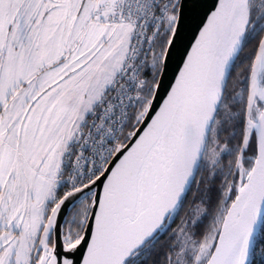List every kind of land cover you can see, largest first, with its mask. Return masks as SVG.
<instances>
[{
	"label": "water",
	"instance_id": "95a60500",
	"mask_svg": "<svg viewBox=\"0 0 264 264\" xmlns=\"http://www.w3.org/2000/svg\"><path fill=\"white\" fill-rule=\"evenodd\" d=\"M250 0H176V18L148 107L128 140L91 182L63 195L50 210L33 256L36 264H126L162 233L193 183L231 68L249 22ZM248 13L237 47L234 22ZM264 72V32L252 63L245 110L255 156L229 206L205 264H248L264 217V100L250 119ZM248 140V141H249ZM243 141L239 157L249 142ZM92 197L80 238L67 244L64 225Z\"/></svg>",
	"mask_w": 264,
	"mask_h": 264
},
{
	"label": "rangeland",
	"instance_id": "374dc122",
	"mask_svg": "<svg viewBox=\"0 0 264 264\" xmlns=\"http://www.w3.org/2000/svg\"><path fill=\"white\" fill-rule=\"evenodd\" d=\"M94 5L95 0H0V98L6 104L0 135L14 149L0 150L5 198L0 214L8 210V219L12 212L25 240L30 226L43 217L46 199L39 234L51 210L53 185L45 177L60 163L67 142L116 74L128 48L129 26L90 21ZM260 82L264 86V72ZM262 109L263 101L256 98L250 119L257 121ZM249 130L244 129L243 141L249 140ZM243 154L238 156L237 187L251 168L245 167ZM11 199L14 208L12 202L7 204ZM90 202L91 207L92 197ZM88 215L79 220L83 228ZM13 249L0 245V264H27L24 244ZM12 251L17 253L9 254Z\"/></svg>",
	"mask_w": 264,
	"mask_h": 264
},
{
	"label": "trees",
	"instance_id": "16d2710c",
	"mask_svg": "<svg viewBox=\"0 0 264 264\" xmlns=\"http://www.w3.org/2000/svg\"><path fill=\"white\" fill-rule=\"evenodd\" d=\"M175 15L174 13L173 23L158 41L148 61L147 83L125 130L123 144L140 123L151 100L163 54L174 27ZM263 32L264 0H250L245 37L231 68L196 177L167 228L147 242L126 264H205L208 260L223 218L238 190L237 162L243 146L244 129L247 128L245 110L248 83ZM243 153V163L248 169L255 156L254 135L251 136ZM89 202L90 197H86L69 213L64 225L66 242L82 234L83 227L79 220L85 213L88 215L91 203ZM82 210L86 212L83 214ZM208 242H211L210 247L204 248ZM205 249L208 251L203 254ZM259 250L264 252V217L251 254ZM38 259L39 256L34 257L32 252L30 264H36Z\"/></svg>",
	"mask_w": 264,
	"mask_h": 264
},
{
	"label": "built area",
	"instance_id": "2783aa9c",
	"mask_svg": "<svg viewBox=\"0 0 264 264\" xmlns=\"http://www.w3.org/2000/svg\"><path fill=\"white\" fill-rule=\"evenodd\" d=\"M175 2L95 0L90 21L129 26V44L118 71L62 152L52 179L50 209L63 195L98 177L123 144L125 130L147 83L148 61L173 23ZM262 263L264 252L251 254L248 264Z\"/></svg>",
	"mask_w": 264,
	"mask_h": 264
},
{
	"label": "crops",
	"instance_id": "0c3cea01",
	"mask_svg": "<svg viewBox=\"0 0 264 264\" xmlns=\"http://www.w3.org/2000/svg\"><path fill=\"white\" fill-rule=\"evenodd\" d=\"M46 29H47V27L45 26V29L43 31V34L45 33ZM40 45H43V42ZM4 103H5V101L4 102L1 101V98H0V125H1V120H2L3 114H4V108H6V104H4ZM0 129H1V126H0ZM14 131L17 133V131L15 129H14ZM2 132H3V129L0 130V134L1 135L3 134ZM7 133L10 135L12 133V130L10 129V131H9L7 129ZM1 135H0V150H4V149H1V147H6L9 150L14 151V149L12 148V146L6 144L5 138H3V136L1 137ZM69 141L67 142V144L69 143ZM0 160H1V158H0ZM23 161L26 163V160L25 159H23ZM58 166H59V163L56 166L55 170L52 172V174L50 176H48V177H45L46 181L49 184H51L52 179L55 177L56 172H57V169H58ZM3 189H4L3 187H0V202L3 199H5V198H2ZM46 201H47V199H46ZM46 201H45V204H44L43 217L40 220L36 219L34 221L33 225L30 226L29 234L26 236L27 237V240L24 239L25 235L23 234V231H22L21 226L19 225L18 221L17 220L14 221L15 217L12 215V212H11V216L8 219L5 216L6 214L9 213L8 210L4 213L5 215L2 212L0 214V245L3 246V245L6 244V245H8V246L10 245V246H12L13 248L16 249V248H20L24 244V246H25V253H27V257H28L26 259L27 264L29 262V259H30L31 254L33 252V248H34V245L36 243V240H37V237H38V234H39V227H40L41 223L43 222V219L45 218V213H46L45 205H46ZM10 202H12V203H10ZM9 203H10V206H12V208H14L15 205H16L15 200L13 201L12 199L7 204H9ZM11 221H13V222H11ZM13 223H14V226H13ZM5 240H6V242H5ZM15 249H13V250H15ZM16 253L17 252L12 251L9 254L15 255Z\"/></svg>",
	"mask_w": 264,
	"mask_h": 264
},
{
	"label": "bare ground",
	"instance_id": "6f19581e",
	"mask_svg": "<svg viewBox=\"0 0 264 264\" xmlns=\"http://www.w3.org/2000/svg\"><path fill=\"white\" fill-rule=\"evenodd\" d=\"M247 21H248V13L246 12L244 8H241L237 13V16L234 22L237 47L240 45V42L242 40ZM259 84H261V82ZM256 92H257L256 98H258L259 101L264 100V86H261V85L258 86ZM238 256H239V252L235 254L231 264H237Z\"/></svg>",
	"mask_w": 264,
	"mask_h": 264
}]
</instances>
